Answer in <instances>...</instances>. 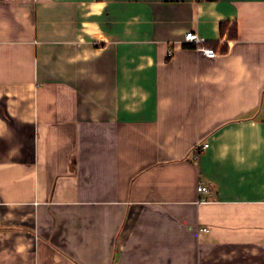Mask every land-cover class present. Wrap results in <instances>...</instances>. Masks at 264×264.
Listing matches in <instances>:
<instances>
[{
	"label": "crops",
	"instance_id": "crops-1",
	"mask_svg": "<svg viewBox=\"0 0 264 264\" xmlns=\"http://www.w3.org/2000/svg\"><path fill=\"white\" fill-rule=\"evenodd\" d=\"M0 264H264V0H0Z\"/></svg>",
	"mask_w": 264,
	"mask_h": 264
},
{
	"label": "built area",
	"instance_id": "built-area-1",
	"mask_svg": "<svg viewBox=\"0 0 264 264\" xmlns=\"http://www.w3.org/2000/svg\"><path fill=\"white\" fill-rule=\"evenodd\" d=\"M183 43L193 46V48L197 52L201 53L206 58H214L217 55V52L212 47L206 44L205 39L194 32L191 31L185 32L183 36ZM207 147H208V143L201 144L200 142H196L192 148L193 160H196L198 155L200 154V151ZM196 191L198 193H208L209 190L207 186L198 184L196 187ZM200 232L207 233L208 228L206 227L200 228Z\"/></svg>",
	"mask_w": 264,
	"mask_h": 264
},
{
	"label": "trees",
	"instance_id": "trees-1",
	"mask_svg": "<svg viewBox=\"0 0 264 264\" xmlns=\"http://www.w3.org/2000/svg\"><path fill=\"white\" fill-rule=\"evenodd\" d=\"M210 45H211V47H213L215 49V47L212 44H210Z\"/></svg>",
	"mask_w": 264,
	"mask_h": 264
}]
</instances>
